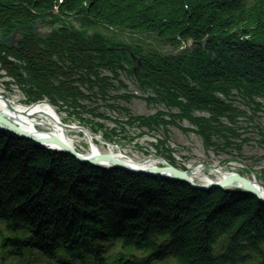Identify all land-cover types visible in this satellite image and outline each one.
I'll return each mask as SVG.
<instances>
[{"label": "trees", "instance_id": "1", "mask_svg": "<svg viewBox=\"0 0 264 264\" xmlns=\"http://www.w3.org/2000/svg\"><path fill=\"white\" fill-rule=\"evenodd\" d=\"M48 18L51 25L75 21L77 27L66 24L41 39L26 30L16 47L4 43L17 27ZM99 28L154 38L177 51L170 57L142 38L131 42L143 59L139 88L156 95L148 103L178 114L133 117L118 105L132 97L112 96L114 83L123 86L120 73L134 74L126 69L127 53L107 49L124 42L111 41ZM186 42L195 45L178 52ZM0 65L30 102H60L70 116L94 115L98 108L86 110L81 102L100 99L118 116L111 130L92 124L105 141L126 139L127 129L153 133L187 120L206 149L241 152L247 140L238 118L244 114L233 92L262 110L256 100L264 99V0H0ZM0 222L10 232L22 226L37 244L53 242L84 264H132L125 259L136 253L149 259L143 264H264V205L255 198L106 172L12 134H0ZM104 244L119 245V256L105 258Z\"/></svg>", "mask_w": 264, "mask_h": 264}, {"label": "rangeland", "instance_id": "2", "mask_svg": "<svg viewBox=\"0 0 264 264\" xmlns=\"http://www.w3.org/2000/svg\"><path fill=\"white\" fill-rule=\"evenodd\" d=\"M98 32L104 33L102 30H98ZM137 38L144 39V43L148 48L155 49L161 54L167 55V53H169V55L172 56L174 53H177V51L173 52L172 50H169L167 46L161 45L154 38H145L141 36ZM103 74L104 76L111 77L108 73ZM120 81L124 85V88H120L117 84H114L116 85V90L113 95L135 94L140 96L137 97V99H133L129 104L125 102L122 104L126 108H129L132 115L149 117L155 115L157 112L165 111L161 105L146 104L142 97L146 94H142V92L139 91L137 81L134 77L127 75L126 73H122L120 75ZM0 89L2 90L3 88L0 87ZM15 90L16 91L14 92L6 91V95L16 105L28 106L25 96L17 89ZM84 92L88 94L86 91ZM234 101L236 102L235 106L244 114L238 119L239 125L243 127V129H239L240 132L245 131V129L247 130V127H249L248 132L242 133L245 138L250 139V141L243 146L242 152L240 153L244 159H240L239 153L233 149L219 153L206 149L201 138L187 131L192 128L188 122H176L177 126L168 127L167 133L161 128L154 134H148L147 131L144 130V136H139V132L133 129L130 131V135L127 139H121V144L119 146H111L116 152H122L126 157L128 156L133 160L143 162L149 157L150 159H157V157H159L157 152L151 148L150 144H156V140H164L165 136H167L168 146H166V148L171 150L170 155L175 159L177 167L181 170L183 168L190 169V167H200L202 174L197 176V180H199V182L204 181L205 177L217 180L219 175H212L213 170H211L217 169L221 173H242L250 179L258 180L264 186V147L257 143L260 140V136L254 128L250 127L251 121L249 120L250 117H253L254 122L264 132V101L258 100L259 103H262L263 109L261 111H257L256 116H254V113L250 111L252 110V107L244 103L236 92H234ZM82 105L86 108V110H94L98 108L99 110L95 114H105L112 119L116 117L114 113L109 112L107 108L103 106V102L100 99L92 98L91 101L82 102ZM56 109L62 117L64 123L75 125L79 124L77 119H71L68 116V112L61 104L56 106ZM174 113H176V111L173 112V114ZM197 116L208 117L206 114H197ZM83 119L99 122V120L91 114L83 115ZM100 122L105 124L107 128L114 127V124L108 120ZM223 122L230 126L229 122L225 120ZM73 134H76L75 136L79 137L76 141L78 150L88 153L89 143L86 137L79 133ZM94 137L98 140L100 145L103 146L102 150L107 151V148L110 145L107 146L103 142L102 135L97 133ZM146 150L149 151V156L147 155L148 153Z\"/></svg>", "mask_w": 264, "mask_h": 264}, {"label": "water", "instance_id": "3", "mask_svg": "<svg viewBox=\"0 0 264 264\" xmlns=\"http://www.w3.org/2000/svg\"><path fill=\"white\" fill-rule=\"evenodd\" d=\"M40 26L34 27V32L37 33L41 31ZM21 30H18V32L14 33L12 36L6 39V42L9 44L8 46L11 47L15 44L14 40L18 33H20ZM134 71L135 73H138L140 71V68L142 67L141 60H139L137 57H135L134 54L130 53ZM3 102H5L6 106L9 107V110H12L9 106L8 102L5 99H2ZM0 118H5L3 115L0 114ZM82 131H85L81 128ZM0 131H6L10 132L12 134L17 135L20 138L27 139L29 141H32L38 146H41L45 148V145H55L58 146L61 150H63L66 154L71 155L74 157L77 161L84 163V164H91L93 166H100L101 164H109L111 166H115L118 169H123L126 171H129L134 174H143L146 176L151 177H159L166 180L171 181H181L192 188L200 191H208L213 188H218L225 190L227 188H241L243 190L248 191L251 195L256 197L261 203H264V196L261 194L259 189L253 185L250 181L240 177L239 175H231L225 177L222 181L218 183H210L207 185H197L191 180L189 177V172H180L174 168H171L168 166V163L164 160H161V163L166 166V168H156V167H150V168H143L140 166H132L127 163H123L117 158H114L112 156H103V155H97L95 157H85L77 154L71 147L66 145L65 143L61 142L57 138H54L52 136L42 135L38 133L37 131H28L27 129L18 128L15 124L0 119ZM86 132V131H85ZM45 144V145H44Z\"/></svg>", "mask_w": 264, "mask_h": 264}, {"label": "bare ground", "instance_id": "4", "mask_svg": "<svg viewBox=\"0 0 264 264\" xmlns=\"http://www.w3.org/2000/svg\"><path fill=\"white\" fill-rule=\"evenodd\" d=\"M9 103L11 104V109L9 110V107L5 105V102H3L0 98V114L9 117L10 119L12 118L14 121H16L18 125L25 127L26 129L33 130V131H39L41 133L48 134L49 136H53L61 141H63L65 144L71 146L73 149H75L78 153L85 155V156H95L97 153H101L102 155H112L116 158H119L120 160L132 163V164H141L145 165V161L140 162L133 160L129 158L128 156L126 157L124 153L122 152H116L112 147H109L107 151H103L102 148L103 146L100 145V143L97 141V146L94 145L93 148H91L88 153H84L78 150L76 141L79 139V137L75 136L76 134H72V131L79 130V127L77 128H72L71 127V132L69 131V128L62 126L60 122H63L62 117L58 113V111L50 106L47 102H41L37 103L33 106L27 107V106H14L13 102L9 100ZM75 127V126H73ZM93 141V140H92ZM94 142V141H93ZM96 142V140H95ZM51 148H55L54 146H48ZM46 151V150H45ZM99 151V152H98ZM149 162H154V161H147L146 163L148 164ZM155 165V164H153ZM95 168V167H94ZM192 171V178L193 180L197 181V176L202 174V171L200 167H190ZM124 171L128 173L126 170L123 169H116V170H110L112 171ZM108 172V171H106ZM216 172H212V175H216ZM210 177V176H209ZM249 179L248 177H246ZM163 181L166 182H171V180H166L162 179ZM210 180V179H208ZM207 178L205 179L204 183L208 181ZM250 180V179H249ZM259 189L260 191L264 194V186L262 183H260L258 180L254 179L251 180ZM217 249L219 246L217 245ZM27 250V249H25Z\"/></svg>", "mask_w": 264, "mask_h": 264}, {"label": "flooded vegetation", "instance_id": "5", "mask_svg": "<svg viewBox=\"0 0 264 264\" xmlns=\"http://www.w3.org/2000/svg\"><path fill=\"white\" fill-rule=\"evenodd\" d=\"M115 38L120 39L119 36H116ZM122 39L126 41V38L125 37H123Z\"/></svg>", "mask_w": 264, "mask_h": 264}]
</instances>
